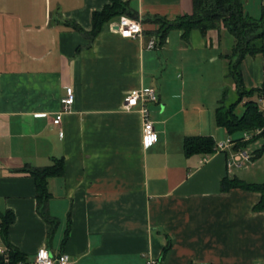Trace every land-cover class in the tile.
Returning <instances> with one entry per match:
<instances>
[{
	"label": "crops",
	"instance_id": "crops-1",
	"mask_svg": "<svg viewBox=\"0 0 264 264\" xmlns=\"http://www.w3.org/2000/svg\"><path fill=\"white\" fill-rule=\"evenodd\" d=\"M123 1L141 19L143 34L123 37L118 15L90 42L94 13L112 0H0V224L7 213L14 217L0 243L28 258L46 246L68 253L73 264H264L262 193L222 189L227 176L264 180V160H235L262 140L238 148L240 133L230 135L216 120L227 65L223 85L222 74L210 76L220 82L210 98L192 99L188 81H166L167 43L150 47L154 18L191 13L193 0ZM244 6L260 18L264 0ZM187 40L189 53L205 48L229 63L234 38L224 27L206 35L193 30ZM242 73L248 88L262 87L264 53L247 55ZM69 87L75 102L65 109ZM150 87L158 101L124 108L129 90ZM252 98L264 110V92ZM143 106L159 134L149 145ZM188 136L213 137L214 151L187 155ZM230 138L235 144L218 147ZM56 162L63 170L48 180L50 223L27 166Z\"/></svg>",
	"mask_w": 264,
	"mask_h": 264
},
{
	"label": "trees",
	"instance_id": "trees-1",
	"mask_svg": "<svg viewBox=\"0 0 264 264\" xmlns=\"http://www.w3.org/2000/svg\"><path fill=\"white\" fill-rule=\"evenodd\" d=\"M118 15L138 18L129 7L128 2L112 0V3L94 13V28L89 33L90 42H93L105 22ZM153 21L157 23L158 27L150 32L155 34L162 45L166 43L170 31L174 28L182 30L183 37L186 39L193 30H199L203 35H206L208 30L221 29L222 27L232 35L234 44L232 53L227 55L229 63L226 79L233 80L236 86L237 99L230 104L226 103V87L224 98L216 111V120L218 125L224 127L230 135L240 133L241 137L236 140V147L238 148H245L257 140H262L261 147L252 152L254 159L261 157L264 154V110L260 107L259 102L252 97L256 93L261 95L264 92V85L258 88H248L245 85L242 61L247 55L264 53V7L261 17L256 18L246 13L244 0H193L191 13L180 15L174 20L158 16ZM240 105H242L241 109H239ZM245 133L250 135L249 139H245L243 136ZM184 146L187 155L210 153L214 151L216 141L211 136H188ZM27 167L36 180L40 213L48 222L54 223L53 218L48 214L47 205L51 197L48 180L50 176L63 170V164L56 162V164L46 167ZM235 187L261 192L262 198L258 208L264 210V180L262 182H247L236 176H227L223 179L222 189L224 191ZM13 221L14 217L11 213H7L3 217L0 225L2 228L1 236L4 240H6V234ZM11 249L15 260L26 258L24 254L12 247Z\"/></svg>",
	"mask_w": 264,
	"mask_h": 264
},
{
	"label": "built area",
	"instance_id": "built-area-1",
	"mask_svg": "<svg viewBox=\"0 0 264 264\" xmlns=\"http://www.w3.org/2000/svg\"><path fill=\"white\" fill-rule=\"evenodd\" d=\"M116 30L120 32L123 37L136 38L143 34V26L140 18H132L128 16H121L118 23L115 24ZM158 39L156 36L152 37L150 41V47L155 48L157 46ZM159 96L155 88H133L129 90L125 95V109H132L139 106L141 103H146L147 101H158ZM75 102V92L72 87L67 90V96L63 99L65 109H70ZM144 112V136L146 143L153 144L159 140V134L155 129L154 122L149 116V112L143 106ZM64 111H60L54 118L53 122L55 124H60L63 119ZM245 139H249L250 135L248 133L244 134ZM235 144L233 139H228L226 142H220L218 147L224 149ZM253 154L250 150L240 151L235 160L238 162L250 161ZM1 225H0V237H1ZM0 264H73L70 255L66 252L54 254L46 246L41 247L34 258H19L15 260L12 256V249L10 246L0 243ZM148 264H159L156 259H150ZM197 264H207L205 262H199Z\"/></svg>",
	"mask_w": 264,
	"mask_h": 264
},
{
	"label": "rangeland",
	"instance_id": "rangeland-1",
	"mask_svg": "<svg viewBox=\"0 0 264 264\" xmlns=\"http://www.w3.org/2000/svg\"><path fill=\"white\" fill-rule=\"evenodd\" d=\"M178 32L179 31L177 30L171 31V39L169 38L168 42L166 41V49L168 50V55H163L164 62H166L164 63L165 66L162 70L165 73L164 76L166 78V81L167 83L171 82L173 85L170 84L169 86L174 87L175 83H182V81L186 80L188 81V86L186 87L185 91L187 93L188 98L197 100L210 98L213 95L212 92L215 90V87H218V85L220 84V82L219 84L217 83V85H214L212 83V73L217 72L222 74V83L220 85H223V75L225 72V66L227 65L228 68V63L223 57H220L217 60H213L212 58H214L216 55L210 58L206 54L205 48H200L198 51L195 50V52L189 53L188 49H191V43L189 47V42L187 39L183 38L182 36L179 37V35H176ZM161 51L163 54L164 50ZM184 67L187 68L188 78H186V75H184V77L181 76L185 71H183L181 68ZM226 81V103L230 104L231 102L237 99V92L235 91V85L233 80L226 79ZM241 108L242 105L239 106V109ZM258 160L262 161L264 160V157H259Z\"/></svg>",
	"mask_w": 264,
	"mask_h": 264
}]
</instances>
